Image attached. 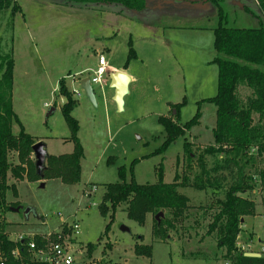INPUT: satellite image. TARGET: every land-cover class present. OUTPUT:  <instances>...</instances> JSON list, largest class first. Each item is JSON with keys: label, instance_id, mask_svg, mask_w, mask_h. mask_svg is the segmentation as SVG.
<instances>
[{"label": "rangeland", "instance_id": "obj_1", "mask_svg": "<svg viewBox=\"0 0 264 264\" xmlns=\"http://www.w3.org/2000/svg\"><path fill=\"white\" fill-rule=\"evenodd\" d=\"M14 1L20 12L12 14L9 8L0 15V55H10L14 63L13 111L24 131L44 142L47 155L72 153L71 132L60 111L64 98L58 93V81L64 78L68 90H80L71 115L78 124L82 158L76 184L60 178L15 182L17 197L10 191L5 197L6 202L18 203V211L2 215L9 239L19 233H59L66 240L71 236L67 226L77 223L79 234L71 242L81 255L75 264H230L229 257L236 252L264 254V192L256 177L253 191L241 195L255 205L254 215L240 221L236 248L228 255L217 245V231L207 234L217 212L215 201L223 200L225 191L197 187L196 161L203 148L213 144L215 107L197 103L217 90L214 29L220 15L229 28L264 27L256 2L222 0L219 10L210 0H144L142 10H129L118 4ZM129 46L136 59L125 66ZM99 56L107 71L121 69L134 78L121 111L112 100L108 73L102 89L92 86L95 105L76 83L77 73L81 79L90 76L88 70L95 68ZM54 105L57 110L46 117ZM197 110L198 125L160 151L165 132L158 119L184 124ZM12 132L17 133L18 126L13 125ZM185 140L191 143V158L184 152ZM30 159L34 163L32 154ZM217 161L213 156L207 163L213 167ZM159 167L164 184L172 183L175 175L178 181L188 179L179 189L189 205L182 223L168 232V240L160 241L152 232V215L139 225L127 218L122 205L104 235L108 219L98 206L105 186L120 182V171L126 183L155 184ZM25 209H31L27 215ZM250 243L252 248L245 245ZM88 244L93 249L90 255ZM136 245L150 246L151 257L136 256Z\"/></svg>", "mask_w": 264, "mask_h": 264}, {"label": "trees", "instance_id": "obj_2", "mask_svg": "<svg viewBox=\"0 0 264 264\" xmlns=\"http://www.w3.org/2000/svg\"><path fill=\"white\" fill-rule=\"evenodd\" d=\"M63 1L76 4H118L129 10H142L145 5L144 0ZM221 1L210 0L219 10ZM253 1L264 18V0ZM9 8L12 14L20 12L14 0H0V15ZM222 21L220 15L213 32L214 63L218 68L216 94L197 103L205 102L215 107L213 144L203 148L202 155L196 161L200 180L197 187H205L213 192L221 189L225 191L224 199L215 201L217 212L208 225L207 234L217 231L218 247L225 248L230 255L229 252L236 248L240 221L243 217L254 215L255 205L241 195L253 191L256 183L253 181L254 177L259 189L264 192V27L229 28ZM133 59H136V55L129 46L125 66ZM13 67L10 55H0V259L3 264H29L26 244L30 239L13 242L5 231L2 215L11 208L18 207L17 202H6L5 194L10 191L13 197H17L15 182L24 179L37 182L60 178L66 184H76L80 177L79 161L82 158V149L76 137L78 124L71 115L77 101L67 89L64 78H61L58 81V93L64 98V102L60 111L71 132L69 140L74 145L73 151L68 155H47L44 169L40 174L37 173L30 159L31 147L36 140L24 131L12 107ZM173 108L177 115L178 105ZM158 123L165 132V141L160 149L162 151L168 144L178 137H184L193 126L198 125V110L184 124L167 117H160ZM13 125L18 126L17 133L12 132ZM190 147L191 143L185 140L183 149L189 158L192 157ZM213 156H217L218 161L216 165L209 167V159ZM253 168L257 170L251 174ZM161 171L159 167L158 181L155 184L126 183L120 171V182L105 186L98 206L100 214L108 219L104 235L108 233L116 211L123 205L127 218L139 225L144 223L146 215H152L154 237L160 241L169 239L168 232L175 228V224L182 223L189 209L188 198L179 192L188 179L181 177V181H178V175H175L172 183L164 184L161 181ZM159 213L162 216L156 221L154 217ZM56 236L57 234H51L50 239L55 240ZM33 241L37 245L42 244L40 236L35 235ZM15 249L20 255L18 259L11 255ZM92 250L88 244V255ZM151 253L150 246L134 247L136 256L150 258ZM243 254L236 252L230 256V264H264V254L259 258H247ZM97 264L120 263L99 261Z\"/></svg>", "mask_w": 264, "mask_h": 264}, {"label": "built area", "instance_id": "obj_3", "mask_svg": "<svg viewBox=\"0 0 264 264\" xmlns=\"http://www.w3.org/2000/svg\"><path fill=\"white\" fill-rule=\"evenodd\" d=\"M90 76H88L89 83L91 87L93 85L102 89L105 84L104 75L108 73L106 61L102 56H99L97 60V65L94 69L88 70ZM82 74L84 73L81 72ZM76 83L79 84L81 80V75L77 74ZM80 87V86H79ZM93 89V87H92ZM71 95L74 99L80 97V90L78 88H71ZM47 105H45L46 107ZM71 232V236L66 240L62 239V235L59 233L56 236V239H50V235H37L40 236L42 244L37 245L33 241V236H25L23 234H17L13 242L23 241L25 238H29L30 241L26 244L27 252L29 254V264H75L78 256L81 255V251L77 248L76 244L71 242L72 238L75 239L79 234V225L77 223H72L67 226ZM11 255L13 258H20L19 252L17 249L13 250ZM0 264L3 262L0 259ZM78 264V263H77Z\"/></svg>", "mask_w": 264, "mask_h": 264}, {"label": "water", "instance_id": "obj_4", "mask_svg": "<svg viewBox=\"0 0 264 264\" xmlns=\"http://www.w3.org/2000/svg\"><path fill=\"white\" fill-rule=\"evenodd\" d=\"M108 81H109V88L112 89L113 91V96L112 100L115 103L117 110L121 111L122 110V105H123V97L127 94V88L128 84L130 82V77L121 71H116L112 72L108 75ZM79 86L84 92L85 97L91 102L93 105L96 104L95 96L93 93V89L89 83L88 78L81 79L79 82ZM52 110H54L52 107L48 110L46 117H48L51 113ZM32 155L34 158V165L36 168V171L38 174L42 172L44 169V164H45V159L47 157V153L45 151V144L42 142H36L32 147H31ZM43 186V184H41ZM13 212H17L18 208H11L10 209ZM31 209H25L24 213L27 215L30 212ZM162 216L161 213L156 215L154 219L158 221V219ZM123 231H128L126 228H122ZM244 257L247 258H259L260 254L257 253H244Z\"/></svg>", "mask_w": 264, "mask_h": 264}, {"label": "crops", "instance_id": "obj_5", "mask_svg": "<svg viewBox=\"0 0 264 264\" xmlns=\"http://www.w3.org/2000/svg\"><path fill=\"white\" fill-rule=\"evenodd\" d=\"M121 69H114V68H109V71H108V75L110 74V73H112V72H116V71H120ZM84 70H82V71H80L79 73H81V72H83ZM122 71V70H121ZM129 77H130V82H129V84L134 80V78L130 75V74H128L127 72H125ZM76 74V73H75ZM78 74V73H77ZM106 83H108V82H106ZM128 84V85H129ZM109 85V84H108ZM109 87V86H108ZM94 93V92H93ZM112 95H113V92H112ZM111 95V96H112ZM95 96V95H94ZM64 101V100H63ZM45 105H47V104H44V106ZM46 107H48V105L46 106ZM51 107H49V109H50ZM54 110H52V113H54L57 109L55 108V105L52 107ZM51 113V114H52ZM50 114V115H51ZM214 127V126H213ZM213 129V128H212ZM44 143V142H43ZM210 145H212V144H210ZM207 146H209V145H207ZM7 233V232H6ZM8 234V233H7ZM19 234H23V233H19ZM23 235H25V236H33V235H39V234H32V235H28V234H23ZM9 238V237H8ZM245 245H247L248 247H250V248H252V243H250V244H245ZM255 250V249H254Z\"/></svg>", "mask_w": 264, "mask_h": 264}]
</instances>
